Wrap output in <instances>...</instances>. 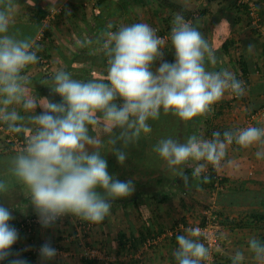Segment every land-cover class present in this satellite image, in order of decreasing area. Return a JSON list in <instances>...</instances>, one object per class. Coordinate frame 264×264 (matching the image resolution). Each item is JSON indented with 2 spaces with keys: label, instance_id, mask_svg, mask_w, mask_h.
Instances as JSON below:
<instances>
[{
  "label": "clouds",
  "instance_id": "9594fccd",
  "mask_svg": "<svg viewBox=\"0 0 264 264\" xmlns=\"http://www.w3.org/2000/svg\"><path fill=\"white\" fill-rule=\"evenodd\" d=\"M15 0H0V123L11 133L23 130L22 117L12 105H20L31 113L28 121L34 125L25 146L7 161V171L28 192L30 204L44 228L54 227L67 215L98 224L109 215L112 201L130 197L135 191L132 179L122 181L111 175L101 141L90 135V129L102 126L114 147L113 155L122 166L127 160L123 150L151 132L148 121L157 120L161 111L189 122L204 116L225 93L241 97L244 82L228 70L210 71L216 63L215 53L200 28L191 20L176 14L172 21L170 41L174 62L163 60L165 41L147 23L121 26L106 33L103 48L108 56L107 82L72 78L58 71L52 78L51 91L61 102L29 95L30 81L22 73L39 60L37 49L28 38L10 33ZM223 21H221L222 23ZM254 45L247 51L252 52ZM156 61H161L153 70ZM41 114H35L37 106ZM118 130V132L116 131ZM250 148L259 145L256 158L264 159V127L248 126L236 130L213 132L211 139L189 136L181 143L171 137L160 139L153 151L165 163L169 173L188 186L190 178H200L211 165L219 168L232 143ZM122 147L117 148L116 145ZM191 177L185 167L192 165ZM210 182L208 176L202 177ZM9 184L0 179V194ZM11 211L0 205V261L9 260L12 246L19 239L10 226ZM200 229H187L177 235L173 252L176 264H203L209 248L198 239ZM248 251L257 264H264V242L252 237ZM57 249L44 243L39 249L42 262L54 260ZM245 255L236 251L232 264H243ZM9 264H27L16 258Z\"/></svg>",
  "mask_w": 264,
  "mask_h": 264
},
{
  "label": "trees",
  "instance_id": "16d2710c",
  "mask_svg": "<svg viewBox=\"0 0 264 264\" xmlns=\"http://www.w3.org/2000/svg\"><path fill=\"white\" fill-rule=\"evenodd\" d=\"M57 1L58 0H15L16 6L26 9V14L17 22L10 23L9 31L10 33L17 34L20 38L30 39L34 44V47L37 49L39 60L33 65L41 71L29 76L28 66L22 73L30 81L27 85L28 94L36 96L37 98H47L51 102L59 103L61 102V97L54 94L50 89L52 86V78L55 74H52L47 70L42 71V68L46 65L44 61H49L48 59L51 57L50 50L59 54L64 59V68L62 70L69 72L72 75V78L81 81L96 80L107 82L108 56L103 48V43L107 39L106 33L117 31L119 23L118 21L113 23L112 17H119L120 19L123 18V16H128L134 0H86L88 2H94L93 9L95 17L93 20H87L86 14L83 11L84 6L81 3L85 0H71L67 2L61 11L55 14L51 23L47 24L45 22L51 15L49 6H52V2ZM146 1L147 4L151 5L150 0ZM153 1L157 3L158 13H162L163 11L169 12L168 16H165L164 19L166 26L164 25V28L159 31V36L165 38L168 42V45L163 52V60L169 63L174 62L175 58L174 50L172 49L170 41V32L172 21L176 14L183 15L185 19H190L194 24H196V21L198 20L199 24L196 26L200 28V31L208 41L209 32L207 28L204 27L206 23L203 25V20L210 21L212 27L210 33L212 35L216 34L215 42L212 41V44L214 43L212 49L215 56L216 53H218L219 57L223 54L228 55L230 47H232L235 42L230 37L231 34L226 31L220 35H218L216 31H222L228 24H231V33L232 29H235V26L243 25H252L254 28L252 29L253 33L258 32L253 23L254 19L251 16L250 11L251 3H253L252 0L243 4H239V0H209L207 4H209L212 9L209 7L202 10L194 5V3H197L196 1H191V8L187 7L190 4L186 3L187 6H184L185 3L178 0ZM254 6L257 8L258 17L261 22L260 24H262L264 10L259 9L255 3ZM195 13L198 14L197 17L193 16ZM76 21H79L84 25L82 29L79 27L80 30L78 29L76 32V37L78 41L81 42V45L77 47L78 52L72 51L70 56H66L64 55L65 53L62 52L61 47L56 44L53 25L57 26L58 24H65L66 22L74 24ZM221 21L223 22L221 23ZM246 44L250 45L248 42H246ZM219 45H221L219 48L220 50L214 49L218 48ZM250 58H252L250 57V53L244 51L241 52V55L236 60V78L244 82V87L246 89L245 94L236 99H240L246 103H248L246 98L247 92L252 93L251 95H264V86L257 89H254L252 86V81L250 80L252 74L249 63ZM206 67H208L210 71H221L219 66L217 68H212L206 65ZM255 68L257 73H263L264 66L262 69V67L256 64ZM42 111V107L38 105L35 109V114L39 115ZM19 113L22 117H25L22 121L23 130L20 133H14V135L22 140H26L27 137L32 134L35 126L27 119L31 113H26L21 107ZM254 113L256 114L255 110H253L252 114ZM221 115L222 113L217 111L213 117L214 120L216 118L218 119ZM210 118L211 117L208 118V115L198 116L186 123L176 116L171 114L166 115L161 111L159 119H150L148 121L151 127L150 133L142 134L138 141L123 148L127 153V160L122 166L117 162L116 157L113 155L114 147L110 143L109 135L103 131V127L98 126L94 131L90 129V135L97 137L101 141L99 148L101 155L105 156V159L107 160L109 173L122 181L132 179L135 183L134 193L130 197L112 201V207L115 205H120L124 208L135 206L140 209L142 205H146V202H144L145 199L153 201L158 200L159 203L168 202L172 190L176 187L184 193H189L193 189L199 187L207 192H216V204L220 208L219 211H214L213 213L216 219L217 217L222 216L224 210L227 209L234 210L238 208H251L249 214L245 216L250 219L251 223L245 220L235 224V226L248 228L250 225L252 227L257 225L259 230L262 231L260 236L261 241L264 242V182L259 183L258 181H251L252 184H257V187L259 188L248 190L244 188V185H246L248 181H244L242 182L243 186L237 188L234 186L232 188L235 190L230 191L228 185L233 183L232 179L220 176L217 169L210 166L207 174L201 175L200 178H190L188 186H185L182 179L179 177L175 178L169 173L165 163L153 151L157 142L163 138L171 137L183 143L191 135H196L199 138L205 136L206 138L211 139L213 132H220L223 134L225 130L215 126ZM4 126L7 128V125L4 124ZM116 131L118 132V130ZM116 147L119 148L122 147V145L118 144ZM16 154L17 153L11 151L10 146H5L2 137V146L0 147V179L9 174L7 171V161L10 157ZM192 168L193 167H185V172L190 177ZM203 176H208L210 182L204 183L202 179ZM21 188L23 191L27 190L23 185H21ZM243 193L245 194L244 199L242 196ZM22 200L26 202L28 198L23 195ZM36 218V213L30 216V219L35 220ZM103 221H105V219ZM206 223L207 222L204 218L202 223L203 226H205ZM20 224L21 223H18L16 226L19 227ZM146 225L147 227H143L138 231V235L131 233L128 236L124 232L118 233L119 251L125 252L128 250L129 246L132 249L138 250L139 247L148 245V242L150 245L147 248H153V245H155L154 242L157 243V238L153 237V227L151 226L150 220L147 221ZM32 226H30V231H28L29 228L27 226L22 232H20L22 237L26 234H30L29 240L33 237L31 235L32 230H34ZM177 229H179V226ZM177 229L172 231L173 235L178 232L176 231ZM34 237H36V235H34ZM42 245V243H39V247ZM11 251L12 255L9 257V260L14 259V256L18 251V246L14 244ZM21 257L23 260L27 261V264H33V262L40 256L39 253L36 252L24 251ZM220 259L221 258L217 254L214 264H222ZM9 260H5L4 264H9ZM83 262L84 264L97 263L96 261L87 259H83Z\"/></svg>",
  "mask_w": 264,
  "mask_h": 264
},
{
  "label": "rangeland",
  "instance_id": "374dc122",
  "mask_svg": "<svg viewBox=\"0 0 264 264\" xmlns=\"http://www.w3.org/2000/svg\"><path fill=\"white\" fill-rule=\"evenodd\" d=\"M68 1L71 0H58L57 2H52V6H49L51 15L45 23L50 24L55 14L61 11ZM150 2L151 5L147 4L146 0H134L128 16H123V18L120 19L119 17H112L113 23L115 21L119 23L117 30L121 26L134 23H147L156 30L159 36V31H161L165 25V16H168L167 14L169 12L163 11L162 13H158L157 3L153 0H150ZM252 2L253 4L255 3L259 9L264 10V4L262 5L260 0H252ZM81 4L84 6L83 11L86 14L87 20H93L95 17L93 9L94 2L85 0ZM194 5L197 8L201 6H198L197 3H194ZM25 11V8L16 6L11 15L10 23H15L20 20V18L26 14ZM53 26L56 44L61 47L62 52L65 53L64 55L70 56L72 51L78 52L77 47L81 45V42L78 41L76 32L78 29H82L84 25L76 21L74 24L66 22L65 24ZM246 27L247 28H243L244 33H241L242 36L245 35L246 38H248V36H250V38L255 36V38L259 39L258 42L260 46L264 44V36L262 35V33H264V19L262 20L261 28H256L258 31L256 33H253L252 29L254 28L252 25H246ZM83 37L85 38L84 35ZM162 39L165 41L162 47V51L164 52L168 42L165 38ZM50 53L51 57L48 59L49 61H44L46 65L42 68V71L47 70L55 74L64 68V59L52 50H50ZM160 62L161 61H156V64L154 63L153 70L159 66ZM229 68L232 69L231 67ZM230 69L229 71L231 72ZM39 71L41 70L34 65H30L28 69L29 76L37 74ZM258 75L261 74L257 73L256 76ZM261 78L263 80L264 75L261 76ZM262 80H257V85L256 82H253V88L257 89L264 86V80ZM254 85L256 86L254 87ZM251 94L252 93L249 92L246 93V98L248 100V103H246L240 99H236L234 94L226 92L223 99L215 104L212 111L206 115H208V118L211 117L210 119L215 126L220 129L223 128L225 131H234L248 126L264 127V95L257 96ZM11 107L18 110L17 105H12ZM253 110L256 111V114H252ZM217 111L221 112L222 115L214 120L213 117ZM202 138L208 139L205 136ZM259 147V145H256L246 149L236 145L234 142L227 147L226 156L221 162V166L216 169L220 176L232 179L233 183L228 185L230 191L235 190L232 188L234 186L235 188L243 186L242 182L244 181H248V183L244 185V188L248 190L259 188L257 184H252L251 181L263 183L264 167L262 163L264 159L258 160L255 156V152L259 150ZM244 159L246 160L244 161ZM236 160H242L243 162L238 163ZM210 166L211 165H208L201 175L207 174ZM192 167H195V165L193 164ZM11 192V194H8V197L10 200H14L17 193ZM24 193L23 195L28 198L25 204L21 205L17 203V207L9 209L13 216L9 224L14 228L17 227L16 225L18 223L30 219V216L35 213L30 204L27 190ZM245 194L247 195L246 192ZM245 194H242L243 199ZM216 197V192H207L199 187L193 189L189 193H184L176 187L172 190L171 197L166 203H159L158 200L153 201L145 199L144 202H146V205H142L140 209L135 206L124 208L120 205H115L111 207L109 215L105 217V221L94 224L90 232L80 230L78 225L81 219L72 215L62 217V219L57 221L54 227L50 228L42 227L37 216L35 222H33L34 224L32 223V228H34V230H32L31 235L33 237L30 238V240V234H26L22 237V235L18 233L19 239L15 243V245L18 246V251L14 259H22L21 255L24 251L39 253V243L44 244L47 242L57 249L58 254L54 260L48 261L46 264H84L85 249L90 247L99 249L105 253L106 257H110V259L106 258L96 261V264H155V260H152L153 250L155 251L157 247L167 245L168 243L172 248L176 249V236L186 234L187 229H203L207 225L203 226L202 224L204 218L206 222L213 225L217 231L220 240V247L217 253L221 254V248L224 246V232L221 222L224 221V218L229 216V213L232 214L234 212H230L229 210V212L223 214L224 216L222 215L216 219L213 213L220 209L216 204ZM248 210L250 211V208ZM148 219L151 222L153 221L155 225L158 224L156 226L157 228L162 227L164 230L162 235H153L154 238H157V243L154 242L155 245H153V248H147L146 245H144L139 247L138 250H135L129 246L128 250L125 252L119 251L118 233L126 232L129 235L131 233L137 234V230L141 227L142 222ZM178 226L179 229H177ZM145 227H147V225H145ZM174 229H177L176 231L178 232L170 236L171 233L173 234L172 231ZM229 233L232 234L231 232ZM34 235H36V237H34ZM202 238L203 236L199 232L198 239L203 243ZM33 264H44V262L38 257ZM253 264H255V261Z\"/></svg>",
  "mask_w": 264,
  "mask_h": 264
},
{
  "label": "crops",
  "instance_id": "0c3cea01",
  "mask_svg": "<svg viewBox=\"0 0 264 264\" xmlns=\"http://www.w3.org/2000/svg\"><path fill=\"white\" fill-rule=\"evenodd\" d=\"M168 1H174V0H168ZM178 1H182L183 3H185L184 6H187V4H190L189 8H191V1L192 2H197L198 6L201 5L199 8L202 10L204 8H209L210 5L207 4L209 0H178ZM226 1V0H225ZM262 3V5L264 4V0H260ZM187 3V4H186ZM227 6V5H225ZM212 9V7H210ZM212 12V10H211ZM168 15V14H167ZM194 17H197L198 14L195 13L193 15ZM207 19V18H206ZM190 20V19H189ZM206 23V25H204ZM203 25L204 27L207 28L208 32H209V44L211 47H213L212 41L215 42V35L216 34H211V24L210 21L207 20H203ZM231 24H228L222 31H216V33L218 35H220L223 32H227L229 34H231V38L232 40L235 42V44L230 47V51L228 55H222L221 57L218 56V53H216V63L214 65L212 64H208L206 61V65L210 66L212 68H217L218 66L220 67V70H228L229 71V67H231L232 69L231 72L235 74L236 76V72H237V64H236V60L237 58H239V56L241 55V52L247 51V47L249 46L248 44H246V42L250 43L251 45H254V48L252 50V52L250 53V58L249 59V63H250V69H251V77L250 80L253 82H256L257 80L261 79V76L264 75V70L263 73H260L261 75L256 76L257 72H256V68L255 65L258 64L260 67L264 66V44H261L258 42L259 39L255 38V36H253L252 38H250V36H248V38L245 37V35H241V33H244L243 28H247L246 25L243 26H235V29H232V33H231ZM262 35L264 36V33H262ZM213 39V40H212ZM221 47V45L218 46V48H214V49H219ZM220 50V49H219ZM218 52V51H216ZM221 52V51H220ZM222 53V52H221ZM30 68V66L28 67V69ZM29 75V73H28ZM264 80V79H263ZM262 80V81H263ZM258 82H256L257 85ZM254 85V87L256 86ZM253 86V84H252ZM251 87V86H250ZM252 88V87H251ZM18 108V112L20 109V105H17ZM27 127V126H26ZM29 129V128H27ZM2 137H3V132L0 129V147L2 146ZM246 159H244L245 161ZM239 162H243L242 160H236ZM257 162V161H256ZM255 162V163H256ZM260 166V165H258ZM262 166L264 167V161L262 163ZM9 176V177H8ZM264 177V174H263ZM1 179L5 180L8 184H9V190L4 193V194H0V205H3L4 207L11 209V208H15L17 207V203L18 204H25V202L22 200L23 194H25L21 188L20 183H18L14 177H12L10 174H8L5 177H2ZM261 181V180H260ZM264 182V180H263ZM17 193L15 195V199L14 200H10L8 197V194H11L12 192ZM20 194V195H18ZM17 198V200H16ZM3 202V203H2ZM249 208H238V209H227L224 210L225 212H234L232 214H228L229 216L227 218H224V221L221 222V224L223 225V237H224V246H222V251L221 254L218 253L219 257L221 258V262L222 264H232L231 261V257L235 254L236 251H242L245 255V260L243 262V264H253V262L255 261L253 258V254L250 253L248 251V241L250 238L255 237L259 240H261L260 236L262 234V231L259 230V227L257 225H255V227H252L251 225L248 228H243L240 226H235V224L240 223L241 221H245L247 220L248 222L251 223L250 219H248L247 217H245L247 214H249L248 210ZM251 209V208H250ZM238 210V211H237ZM237 211V212H236ZM224 216V215H223ZM146 220L145 222H142L141 227L137 230L140 231L143 227H145V225L147 224ZM158 224H154V222H151V226L153 227V235H160L161 233L163 234V229L162 227L157 228ZM151 229V228H150ZM161 231V232H160ZM229 232H231L232 234H230ZM126 235L129 236L128 233L125 232ZM161 234V235H162ZM138 235V234H136ZM175 251L174 248H172L170 246V244L168 243L167 245H162L157 247V249L154 251L153 250V254H152V260H155V264H176L174 257H173V252ZM141 264V263H140ZM143 264V263H142ZM255 264H257V262L255 261Z\"/></svg>",
  "mask_w": 264,
  "mask_h": 264
},
{
  "label": "built area",
  "instance_id": "2783aa9c",
  "mask_svg": "<svg viewBox=\"0 0 264 264\" xmlns=\"http://www.w3.org/2000/svg\"><path fill=\"white\" fill-rule=\"evenodd\" d=\"M247 2H249V0H239L238 1L239 4H243V3H247ZM250 11H251V16L254 19L253 23L255 24V27L261 28L257 8L254 6L253 3H251ZM234 97L237 98L236 96H234ZM253 117H254V115H253ZM0 129L3 132V141H4L5 146H10L11 151H13L14 153L20 152L22 150V148L25 146L26 140H22V139L18 138L16 135H14V133L9 132L3 123H0ZM33 222H35L34 219H27V221H25V222L23 221L20 224V226L16 227L15 229L20 234V232H22L23 229H25L28 226V228H29L28 231H30V226H32L34 224ZM206 224H207L206 227H204L203 229H200V233L203 236V238H202L203 243L205 244L206 247L209 248V256H208V259L206 261H204V264H214V262L216 260V255L218 254L217 251L219 250V247H220V240H219V237L217 235V231H216L215 227L213 225L209 224L208 222ZM93 226H94V223H90V222L83 221V220H80L79 225H78L79 229L84 230L85 232H90L92 230ZM171 235H173V234L171 233L170 236ZM149 245H150V243L148 242V245H146V247H148ZM84 255H85V259L91 260V261H100V260H104L106 258L110 259V257L105 256L104 252H102L99 249H96L94 247H90V248L85 249ZM0 264H4V261H0Z\"/></svg>",
  "mask_w": 264,
  "mask_h": 264
}]
</instances>
